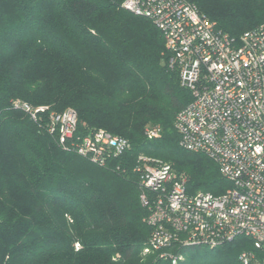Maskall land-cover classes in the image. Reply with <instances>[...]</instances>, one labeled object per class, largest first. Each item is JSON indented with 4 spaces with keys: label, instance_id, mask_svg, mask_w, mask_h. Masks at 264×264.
<instances>
[{
    "label": "trees",
    "instance_id": "trees-1",
    "mask_svg": "<svg viewBox=\"0 0 264 264\" xmlns=\"http://www.w3.org/2000/svg\"><path fill=\"white\" fill-rule=\"evenodd\" d=\"M123 1L0 0V264H170L142 256L151 228L140 154L169 165L188 195L229 188L211 158L181 146L175 118L191 93L161 32ZM189 1L234 39L264 26V0ZM16 100L46 109L33 119ZM65 110L77 122L63 147L49 115ZM149 129L158 130L152 139ZM98 130L129 143L103 166L71 147ZM250 244L185 248L177 264H239Z\"/></svg>",
    "mask_w": 264,
    "mask_h": 264
},
{
    "label": "built area",
    "instance_id": "built-area-1",
    "mask_svg": "<svg viewBox=\"0 0 264 264\" xmlns=\"http://www.w3.org/2000/svg\"><path fill=\"white\" fill-rule=\"evenodd\" d=\"M122 8L149 19L161 32L180 85L192 100L177 114L181 146L211 158L229 184L220 195H188L184 179L162 161L140 154L139 202L151 228L149 247L177 264L185 248H214L244 237L250 248L239 264H264V26L238 39L215 29L189 0H124ZM14 107L35 119L45 107L18 100ZM72 110L49 115V131L65 147L76 128ZM157 129H149L152 139ZM72 143V142H71ZM73 150L103 166L121 155L126 139L103 130L77 138Z\"/></svg>",
    "mask_w": 264,
    "mask_h": 264
},
{
    "label": "rangeland",
    "instance_id": "rangeland-1",
    "mask_svg": "<svg viewBox=\"0 0 264 264\" xmlns=\"http://www.w3.org/2000/svg\"><path fill=\"white\" fill-rule=\"evenodd\" d=\"M147 156V155H146ZM148 157H150V156H148ZM200 250H198V249H195L194 251H193V253H195V254H200ZM146 254H150L149 252H144V250H143V254H142V256H145ZM183 256H184V260H185V255L183 254ZM183 260V261H184Z\"/></svg>",
    "mask_w": 264,
    "mask_h": 264
}]
</instances>
